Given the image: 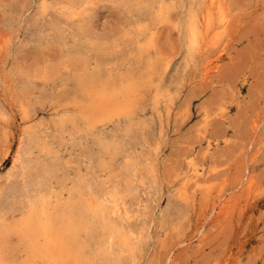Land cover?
Segmentation results:
<instances>
[{
	"label": "rangeland",
	"instance_id": "rangeland-1",
	"mask_svg": "<svg viewBox=\"0 0 264 264\" xmlns=\"http://www.w3.org/2000/svg\"><path fill=\"white\" fill-rule=\"evenodd\" d=\"M113 188L115 263L264 264V0H0V226Z\"/></svg>",
	"mask_w": 264,
	"mask_h": 264
},
{
	"label": "bare ground",
	"instance_id": "bare-ground-1",
	"mask_svg": "<svg viewBox=\"0 0 264 264\" xmlns=\"http://www.w3.org/2000/svg\"><path fill=\"white\" fill-rule=\"evenodd\" d=\"M214 0H211V3ZM72 4V3H71ZM73 5V4H72ZM212 5V4H211ZM71 7V6H70ZM72 8V7H71ZM70 8V9H71ZM65 9V8H64ZM74 9V8H73ZM72 9V10H73ZM64 11V10H63ZM71 11V10H70ZM74 11V10H73ZM72 11V12H73ZM66 12V11H65ZM69 12V11H67ZM168 12V11H167ZM204 16V15H203ZM158 17V16H157ZM161 17V16H160ZM162 19V18H161ZM193 26V25H192ZM187 28V27H186ZM146 30V28H145ZM141 31V30H140ZM144 31V30H143ZM147 31V30H146ZM190 31V30H188ZM62 32V31H61ZM60 32V33H61ZM189 33V32H188ZM56 35V34H55ZM186 35V34H185ZM58 36V35H57ZM208 36V35H207ZM188 37V35H187ZM213 37V36H212ZM189 39V37H188ZM204 39V38H203ZM188 41V40H187ZM191 41V39H190ZM203 43V42H202ZM149 66V65H148ZM146 68V67H145ZM150 71V69H149ZM159 73V72H158ZM147 75V72H146ZM151 76V74L147 75ZM133 80V79H132ZM147 80V79H146ZM144 81V80H142ZM149 81V80H148ZM128 82V81H127ZM138 82V80H137ZM145 82V81H144ZM141 82L140 83H144ZM135 83V82H134ZM139 83V82H138ZM147 83V82H145ZM144 83V84H145ZM129 84V83H128ZM128 84H126L128 86ZM141 84V85H142ZM144 84L142 86H144ZM130 85V84H129ZM136 85V84H135ZM134 85V86H135ZM126 88V87H125ZM124 88V89H125ZM132 88V87H130ZM98 91V90H97ZM129 91V90H128ZM99 92V91H98ZM127 94V92L125 91ZM133 94V93H132ZM129 95V94H128ZM125 96V95H123ZM127 97V96H126ZM99 100V99H98ZM103 100V99H102ZM94 103V102H93ZM93 105V104H92ZM82 106V105H81ZM97 106V105H93ZM92 106V107H93ZM95 107H93L95 109ZM98 107V106H97ZM103 107V106H99ZM170 107V106H169ZM83 108V106H82ZM88 108V107H87ZM66 109V108H65ZM77 109V108H76ZM85 110V109H84ZM90 110V109H89ZM92 110V108H91ZM96 111V110H95ZM99 112V111H96ZM101 112V111H100ZM103 112V111H102ZM34 114V113H33ZM32 114V116H34ZM134 114V112H133ZM27 115V114H26ZM93 115V114H92ZM25 116V114H24ZM30 117V116H29ZM73 117V116H72ZM26 118V116H25ZM28 118V117H27ZM116 118V117H114ZM32 119V118H30ZM29 119V120H30ZM62 119V118H61ZM67 119V118H66ZM28 120V119H27ZM80 122V121H79ZM137 122L134 123L135 125ZM44 124V122H43ZM69 125V124H68ZM130 125V124H129ZM139 127V126H138ZM26 128V127H25ZM30 129V127H28ZM36 128V127H35ZM32 131L34 130L33 127L31 128ZM37 129V128H36ZM23 130V129H22ZM28 131V130H27ZM26 131V132H27ZM53 131V130H52ZM131 131V129H130ZM23 132V131H22ZM41 132V131H40ZM55 132V131H54ZM25 133V132H24ZM40 134V133H35ZM25 135V134H24ZM37 135V136H38ZM87 135V134H86ZM32 136V135H31ZM34 136V135H33ZM40 136V135H39ZM20 137V136H19ZM28 137V136H27ZM26 137V138H27ZM36 137V136H35ZM21 138V137H20ZM23 138V136H22ZM112 138V137H111ZM41 140V139H40ZM20 141H22L20 139ZM19 141V142H20ZM24 141V140H23ZM27 141V140H26ZM32 142V141H29ZM34 142V141H33ZM40 142V141H39ZM38 142V143H39ZM45 142V141H44ZM126 142V141H125ZM25 143V142H23ZM35 143V142H34ZM21 144V143H20ZM40 144V143H39ZM22 145V144H21ZM25 145V144H24ZM23 145V147H24ZM18 149L16 150L15 154L12 156V166L18 162L21 158V149L19 148V144L17 145ZM16 146V147H17ZM27 146V145H26ZM25 146V151H26ZM31 146V144H30ZM38 146H42L41 144ZM43 147V146H42ZM46 147V146H45ZM36 148V146H34ZM20 149V150H19ZM38 149V147H37ZM30 150V148H29ZM40 150V149H39ZM42 150V149H41ZM46 150V148H45ZM15 151V150H14ZM32 151V150H31ZM37 151V150H34ZM21 152V153H20ZM39 152V151H38ZM8 153V152H7ZM30 153V152H29ZM41 153V152H39ZM7 155V154H6ZM30 155V154H29ZM33 155V154H32ZM28 156V155H27ZM34 156V155H33ZM48 156V155H47ZM24 157V156H23ZM22 157V159H23ZM31 157V155H30ZM39 157V156H38ZM45 157V156H44ZM36 158V157H35ZM21 159V160H22ZM38 163V158H36ZM41 159V158H40ZM42 161V160H41ZM41 161H39L41 163ZM148 161V160H145ZM24 162V161H23ZM26 162V161H25ZM43 162V161H42ZM48 162V160H47ZM19 163V162H18ZM36 162H34L35 164ZM46 163V159H45ZM52 164V162H49ZM21 164V163H20ZM32 164V163H31ZM48 164V163H47ZM49 164V165H51ZM37 165V164H36ZM39 167L40 164L38 163ZM37 165V166H38ZM46 165V164H45ZM24 166V165H23ZM36 166V167H37ZM15 167V166H14ZM21 167V166H20ZM35 167V168H36ZM44 167V166H43ZM9 168V165H8ZM23 168V167H21ZM28 168V167H27ZM13 169V167H12ZM17 169V168H16ZM41 169V168H40ZM15 170V169H13ZM20 171V169H17ZM30 170V169H29ZM24 171V169H23ZM22 173H26L23 172ZM26 171V170H25ZM41 171V170H40ZM92 172V171H91ZM21 173V172H20ZM21 173V174H22ZM36 173V172H34ZM32 173L31 176L35 175ZM143 174V173H142ZM10 175V174H9ZM23 175V174H22ZM88 175L91 176V174ZM146 175V174H145ZM148 175V173H147ZM8 176V174H7ZM11 176V175H10ZM9 176V177H10ZM26 176V175H25ZM28 176V175H27ZM38 176V174H37ZM85 176V175H84ZM34 177V176H33ZM52 177V176H51ZM74 177V176H73ZM140 177V176H139ZM8 178V177H7ZM13 178V176L11 177ZM41 178V177H40ZM60 178V177H59ZM71 178V177H70ZM144 178V177H143ZM23 179V178H22ZM69 179V178H68ZM74 178H71V181ZM94 179V178H93ZM141 179V178H140ZM29 180V179H28ZM25 179V185L28 181ZM89 180V179H88ZM30 181V180H29ZM28 181V182H29ZM42 181V180H41ZM62 181V180H61ZM77 181V180H76ZM141 181V180H140ZM52 182V181H51ZM68 182V181H67ZM78 182V181H77ZM61 183V182H60ZM66 183V181H65ZM63 183V184H65ZM75 183V182H74ZM69 184V183H66ZM65 184V185H66ZM73 184V183H72ZM95 182L93 183V185ZM77 185V183H76ZM84 185V184H83ZM90 185V184H89ZM20 186V185H19ZM43 186V184H42ZM75 186V185H74ZM87 186V184L85 185ZM37 187V186H36ZM40 187V186H39ZM38 187V189H39ZM45 186H43L44 188ZM63 187V186H62ZM61 190L63 192V189ZM72 187V186H69ZM21 188V187H20ZM23 188V187H22ZM49 188V187H48ZM65 188V187H64ZM80 188V187H79ZM87 188V187H84ZM135 188V187H134ZM25 189V188H24ZM50 189V188H49ZM75 189V187H74ZM73 189V190H74ZM78 189V188H77ZM76 189V191H77ZM83 189V188H82ZM79 189L78 193L80 190ZM88 189V188H87ZM23 190V189H21ZM35 190V189H34ZM33 187H32V191ZM68 190H71L68 188ZM26 191V190H25ZM29 189L27 190L28 194ZM47 192V190H44ZM67 191V189H66ZM36 192V191H35ZM40 193V191H37ZM61 192V193H62ZM20 193V192H19ZM50 193V192H49ZM56 193V192H55ZM70 197L66 194L65 196L68 197L67 199L63 200L62 204H60L59 211L57 214H52L49 207L46 206L45 202H49L51 195L44 194L41 196L39 194V202L40 206L38 208H34L30 205L28 212L21 216L19 220L18 227H3L0 226V236L3 237L11 235L14 233L20 243L23 245V248L29 253L28 255L31 257H41L45 259L47 262L56 261L58 264H93L92 260L86 258L83 252V244L85 241L81 242V238L83 239L86 237L87 242H92L94 246V251L96 253L95 256H98L103 264H120L119 260L115 263L114 257L122 254L124 251H128L132 249L133 246V236L130 231H125L123 227L120 225L122 215L119 212V198L118 193L116 192L115 188L112 189L111 193L108 196H104L101 194L100 196H95L93 199L86 201L82 199L79 195H72V191L69 192ZM81 193V192H80ZM14 194V193H13ZM29 194H32L29 193ZM38 194V193H37ZM58 194V193H57ZM68 194V191H67ZM84 193H82L83 195ZM150 194V193H149ZM12 195V194H11ZM90 195V193H89ZM91 195H93L91 193ZM27 196V195H26ZM13 197V195H12ZM21 197V195H20ZM28 197V196H27ZM100 197V198H98ZM36 198V196H35ZM149 198V197H148ZM38 199H35L37 201ZM38 202V203H39ZM59 202V199H56V203ZM52 204V203H50ZM138 205V204H137ZM36 206V207H37ZM146 206V205H145ZM144 206V208H145ZM138 210V207L137 209ZM137 213V212H136ZM15 214V213H14ZM13 214V215H14ZM135 214V213H134ZM116 216V217H115ZM5 218V216H4ZM142 227V226H141ZM144 227V225H143ZM129 228V227H128ZM134 231V230H133ZM84 237H83V236ZM145 235V234H144ZM143 235V236H144ZM138 237V236H137ZM5 239V238H4ZM85 239V238H84ZM125 240L129 242L127 244L124 243ZM0 243V250H1ZM87 246V245H86ZM5 247V246H4ZM7 248V247H5ZM1 252V251H0ZM96 258V257H95ZM94 258V259H95ZM13 259V258H12ZM42 260V259H41ZM40 261V260H39ZM44 261V260H43ZM45 262V261H44ZM95 262V261H94ZM131 263V262H129ZM0 264H14L11 261H7L4 256L2 257L0 254ZM124 264V263H123Z\"/></svg>",
	"mask_w": 264,
	"mask_h": 264
},
{
	"label": "snow or ice",
	"instance_id": "snow-or-ice-1",
	"mask_svg": "<svg viewBox=\"0 0 264 264\" xmlns=\"http://www.w3.org/2000/svg\"><path fill=\"white\" fill-rule=\"evenodd\" d=\"M134 240V237L132 238ZM129 241L128 240H125L124 243L127 244Z\"/></svg>",
	"mask_w": 264,
	"mask_h": 264
}]
</instances>
